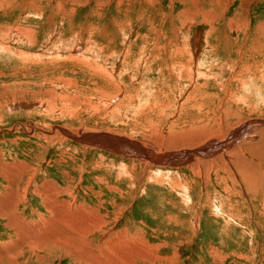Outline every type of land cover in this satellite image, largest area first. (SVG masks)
<instances>
[{
    "label": "rangeland",
    "instance_id": "obj_1",
    "mask_svg": "<svg viewBox=\"0 0 264 264\" xmlns=\"http://www.w3.org/2000/svg\"><path fill=\"white\" fill-rule=\"evenodd\" d=\"M214 3L0 0V264H88L29 241L69 230L49 224L73 209L108 222L96 249L119 237L171 264H264V174L243 181L264 168V0ZM199 147L230 155L183 158Z\"/></svg>",
    "mask_w": 264,
    "mask_h": 264
},
{
    "label": "bare ground",
    "instance_id": "obj_2",
    "mask_svg": "<svg viewBox=\"0 0 264 264\" xmlns=\"http://www.w3.org/2000/svg\"><path fill=\"white\" fill-rule=\"evenodd\" d=\"M215 1V0H214ZM214 1L213 0H209V2H210V4L212 3L213 5L215 4L214 3ZM197 2V1H196ZM205 2H208V0H205ZM198 3V2H197ZM120 4V3H119ZM217 4V3H216ZM205 10V9H204ZM24 34V33H23ZM187 47V46H186ZM99 49V48H98ZM191 50V49H190ZM187 52V51H186ZM191 52V51H190ZM188 53V52H187ZM189 54V53H188ZM187 55V54H186ZM189 57V56H188ZM196 121H198V120H200L201 118H202V114H201V118H198V116L196 115ZM203 119H205L204 117H203ZM257 121H262V120H257ZM234 126H236V124H229L226 128L225 127H222L216 134H215V136L216 135H219V134H222V133H224V132H226V130H228V129H230V128H233ZM264 127V126H263ZM244 128V127H243ZM261 129V128H260ZM243 130V129H242ZM261 130H264V129H261ZM241 132V130L239 131V132H236V130H235V132L232 134V135H229L227 138L229 139H231V140H233V138L234 137H236L239 133ZM62 133V132H61ZM180 134V133H179ZM185 134V133H184ZM70 135V134H69ZM181 135V134H180ZM186 135V134H185ZM201 135H203V134H201ZM200 135V136H201ZM240 135V134H239ZM182 136V135H181ZM180 136V137H181ZM199 136V137H200ZM66 137V136H65ZM201 138H202V136H201ZM201 138H199V139H196V140H193V141H191V142H199V143H197L195 146L197 147V146H202L203 144H206L208 141H210V140H208V141H206V140H204V141H202L201 140ZM211 138V137H210ZM71 139V138H70ZM209 139V138H208ZM227 139V140H228ZM102 140H103V138H102ZM228 141V142H232V141ZM251 140V137L250 136H248L247 138H246V140L245 141H250ZM78 141V140H77ZM206 141V142H205ZM264 141V140H263ZM205 142V143H204ZM215 142V141H214ZM227 142V143H228ZM235 142V139H234V141L232 142V143H234ZM169 143V142H168ZM210 143H212V142H210ZM220 143V142H219ZM226 143V142H225ZM264 142H261V145H264L263 144ZM124 144V143H123ZM224 144V143H223ZM231 144V143H230ZM229 144V145H230ZM241 143H239V144H237V145H235L234 147H236V149H235V151L234 152H232V154H238L237 156H239L240 154H243L244 152H246L247 151V148H244V147H242V146H239ZM111 145H112V143H111ZM115 145V144H114ZM224 145H226V144H224ZM207 146V145H206ZM210 146V145H209ZM104 147V146H103ZM111 147H113V146H111ZM117 147V146H116ZM121 147V146H120ZM126 147H127V145H126ZM130 147V146H129ZM132 147V146H131ZM224 147V146H223ZM230 147H233V145L231 146L230 145ZM119 148V147H118ZM123 148H125V147H123ZM133 148V147H132ZM131 148V149H132ZM128 149V148H127ZM131 149H129V150H131ZM213 149V148H212ZM144 150V149H143ZM199 151H200V147H199V149H198ZM197 150V151H198ZM202 150V149H201ZM200 152H203V150L202 151H200ZM200 152H195V149L194 150H192V151H182V154L184 153V156H183V158L184 157H193V159H197V157L199 158V159H204L205 161H210L211 159L213 160V159H221V158H223V159H225V158H227L228 156H226V155H222V156H219V154L218 153H220V152H218V153H216V152H213V153H209V151H208V153H207V151H205L204 150V152H206L205 153V155H209V154H211L210 156H209V158H205L203 155H204V152L202 153L203 155H201V154H199ZM211 152H212V150H211ZM223 152V151H222ZM216 153V154H215ZM225 153V152H224ZM143 154H144V151H141L140 149H139V152H138V158L140 159V160H142L144 157H146L145 155L143 156ZM148 154V153H147ZM179 154V153H178ZM182 154H181V156H182ZM166 155H168V154H166ZM207 155V156H208ZM255 155H257V157L259 158V159H262L263 157H264V152H260V153H258V154H255ZM143 156V157H142ZM153 157H155L154 155H152ZM206 156V157H207ZM244 156V155H243ZM242 156V157H243ZM241 157V156H240ZM188 158V159H189ZM156 159V158H155ZM158 159V158H157ZM171 159V158H170ZM187 159V158H186ZM186 159H185V161H186ZM252 159V158H251ZM149 160V161H148ZM164 160V159H163ZM239 160V159H238ZM185 161L184 162H182L184 165L186 164V163H188V162H186L185 163ZM218 161V160H217ZM244 161H246V160H244ZM252 161V162H251ZM251 161H249L248 163V165H250V173L248 174L247 173V178L246 177H244L243 176V181L245 180H247L246 182H247V184L249 183L250 184V186L251 187H253V189H255V188H258L259 186H260V184H259V180H258V178H257V174H264V168L263 167H261L259 164H257L255 161H253V160H251ZM177 162H178V160H177ZM147 163L149 164L148 166H150L151 167V165L154 163V162H151V160L149 159V158H147ZM179 163V162H178ZM210 163H212V161L210 162ZM216 163V162H215ZM182 164V165H183ZM199 164V163H198ZM204 164V163H203ZM188 165V164H187ZM200 165V164H199ZM198 165V166H199ZM157 166V165H156ZM204 166V165H203ZM242 166H244V164L242 165ZM195 167V166H194ZM190 168V167H189ZM196 168H197V166H196ZM239 168V167H238ZM246 168V167H245ZM193 169V168H192ZM198 169V168H197ZM233 169V168H232ZM244 169V168H243ZM242 169V170H243ZM248 169V168H247ZM196 170V169H195ZM199 170V169H198ZM202 170V169H201ZM191 171H193V170H191ZM200 171V170H199ZM244 171V170H243ZM198 172V171H197ZM196 172V173H197ZM201 172V171H200ZM203 172V171H202ZM229 172V171H228ZM238 172H239V169H238ZM195 173V172H194ZM194 173H192V174H194ZM199 173V172H198ZM231 173H233V172H231ZM231 173H228V174H231ZM240 175L239 176H241V169H240ZM238 173V174H239ZM243 174H246V172L245 173H243ZM195 175V174H194ZM246 176V175H245ZM230 177V176H229ZM165 178V177H164ZM244 181V182H245ZM14 182V181H13ZM175 182V181H174ZM245 182V183H246ZM12 183V182H11ZM30 183V182H29ZM244 183V184H245ZM13 184V183H12ZM248 184V185H249ZM246 185V184H245ZM263 187H264V185H262ZM181 187V186H180ZM249 188V187H248ZM247 188V189H248ZM189 189V188H188ZM250 190H252L251 188H249ZM37 191V190H36ZM261 192V191H260ZM259 192V193H260ZM37 193H39L38 191H37ZM249 193H250V191H249ZM35 194V193H34ZM53 194V193H52ZM58 194V193H57ZM61 194V193H60ZM60 194H58L59 196H60ZM39 195V194H38ZM49 195H50V193H49ZM48 195V196H49ZM45 196V195H44ZM55 196V195H54ZM40 197V196H39ZM259 197V196H258ZM44 198V197H43ZM58 198V197H57ZM251 198V197H250ZM47 199V198H46ZM52 199V198H51ZM41 200V199H40ZM56 200V199H55ZM50 201V200H49ZM52 201V200H51ZM45 202V201H44ZM58 202V201H57ZM263 202V201H262ZM43 203V202H42ZM46 203V202H45ZM60 203V202H59ZM51 204V203H50ZM56 204V203H55ZM54 204V205H55ZM62 204V203H61ZM52 205V204H51ZM261 205H263V204H261ZM53 206V205H52ZM51 206V207H52ZM62 206V205H61ZM63 207V206H62ZM61 207V208H62ZM60 208V207H59ZM50 210L51 208L48 206V208H47V210ZM65 209V208H64ZM77 209V208H76ZM81 210H84V209H81ZM80 210V211H81ZM87 210V209H86ZM54 211H56V210H54V209H51V212H54ZM57 212V214L56 215H54L53 217V219L51 220V222H50V226H49V229H50V227L53 229L55 226H57V224L58 223H63L64 225H66L67 227H68V229L69 230H65L64 232H61L60 233V231H62V230H57L56 231V233L59 231V233L58 234H54L55 232H53L52 234H50L51 235V237H49L46 233H45V235H43L42 237H39L40 239H38L37 237V239L38 240H36L35 239V241L33 242V238H31V236L32 235H34V233L29 237V236H27L29 239L31 238V240H29V241H32L31 243H32V249L33 250H35V251H41V250H43V248L45 247V245L47 244L48 246H51V247H56V248H59L60 250L62 249L63 250V252H65V254H66V256H69V255H71V254H73V253H75V257H72V256H69V257H71V258H74V259H77L76 257H78V258H81V256H83V258H84V254H82V253H80V250H82V249H87V252L89 253V256L91 257V259H86V263H88V264H121V261L123 262V264H128V261L130 262L132 259V263L131 264H157V262L159 263V264H169L170 263V260L172 259V258H169V257H167L166 255H156L155 256V254L153 255L152 253L150 254L149 252H150V250L152 249V250H154L153 248H154V246L151 244V245H149V246H147V243H144V248L146 249V250H148L149 252H147V256H144V252H145V250H143V249H139V248H137V247H134V246H130V245H128L127 243H122V241H120L121 239L119 238V237H116L117 239H114V238H110V239H108L106 242H104L103 243V245H100L99 247H101V248H99V247H97V249H98V251L101 253V257H99L98 259H99V261H95L94 259H96L97 257L94 255V249H96L95 248V246L93 245V238H94V236L95 237H97V236H99V235H101V234H103L106 230H107V228H108V222L106 221H102V216H99L98 215V217H97V215H96V219L94 218V216L95 215H93V219L90 217L89 219H91L90 221H89V219L87 218L86 220L88 221H85V220H83L84 222H80L79 221V219H81V218H83L84 219V215L83 214H78V212H76L75 211V209H73V210H69V211H65V212H63V213H61V212H58V211H56ZM50 213V212H49ZM84 213H85V210H84ZM87 213V212H86ZM51 214V213H50ZM93 214H95V212H93ZM98 214V213H97ZM42 215V214H41ZM87 215V214H86ZM101 215V214H100ZM1 216H3V214H1L0 213V217ZM90 216V215H89ZM46 218V217H45ZM51 219V218H50ZM76 220L77 222H74L73 220ZM15 220V219H14ZM25 220V219H24ZM23 220V221H24ZM42 220V219H41ZM47 220H49V219H47ZM46 220V221H47ZM104 220V219H103ZM22 221V222H23ZM14 222V221H13ZM32 222V221H31ZM47 222H49V221H47ZM27 223V222H26ZM45 223V222H44ZM110 223V222H109ZM17 224V223H16ZM15 224V225H16ZM20 224V223H19ZM28 224V223H27ZM21 225V224H20ZM23 225V224H22ZM31 225V224H30ZM38 225V224H37ZM41 224H39V226H40ZM59 225H61V224H59ZM58 225V226H59ZM17 226V225H16ZM24 227H25V224L23 225ZM29 226V225H28ZM44 226V225H43ZM30 227V226H29ZM45 227V226H44ZM37 228V227H36ZM48 228V227H47ZM57 228H59V227H57ZM32 230L34 229V228H31ZM31 229H30V231H31ZM40 229V228H39ZM39 229H38V231H36L35 230V233H39ZM117 229V228H116ZM17 230H19L18 229V227H17ZM21 230V229H20ZM28 229H26V231H27ZM51 230V229H50ZM16 231V230H15ZM29 231V230H28ZM41 231V230H40ZM123 231V230H122ZM141 231V230H140ZM21 232H23V234L22 235H24V236H26L25 234H24V231H21ZM20 232V233H21ZM32 232V231H31ZM34 232V231H33ZM42 232V231H41ZM50 232V231H49ZM121 232V231H120ZM51 233V232H50ZM118 234H119V232H117ZM137 233V232H136ZM16 234H18V233H16ZM97 234H99V235H97ZM123 234V233H122ZM19 235V234H18ZM29 235V234H28ZM73 235H76L77 236V239H75L74 237H73ZM135 235V234H134ZM137 235V234H136ZM139 235V234H138ZM21 236V235H20ZM55 236V239L53 238ZM102 236V235H101ZM125 236V235H124ZM129 236V235H128ZM139 236H141V235H139ZM26 237V238H27ZM113 237V236H112ZM120 237H121V235H120ZM132 237V236H131ZM135 237V236H134ZM133 237V238H134ZM143 237V236H142ZM20 238V237H19ZM22 238H25V237H23L22 236ZM125 238V237H124ZM123 238V239H124ZM33 239V240H32ZM90 239H92V240H90ZM136 239H137V237H136ZM136 239H134V240H136ZM141 239V238H140ZM27 240V241H28ZM125 241L127 240V239H124ZM130 240H132V239H130ZM129 240V238H128V241H130ZM139 240V239H138ZM145 240V239H144ZM26 241V242H27ZM27 242L29 245H31L30 244V242ZM124 241V242H125ZM133 241V240H132ZM140 242H141V240H139ZM143 241V240H142ZM21 244H23V243H25V241H23V243L21 242V241H19ZM18 242V243H19ZM127 242V241H126ZM131 242V241H130ZM127 244V245H126ZM131 244V243H130ZM163 244H165V243H163ZM163 244H161V245H163ZM18 245H20V244H18ZM24 245V244H23ZM29 245H26V246H29ZM136 246V245H135ZM166 247H168V245H165ZM164 246V247H165ZM18 247V246H17ZM16 247V248H17ZM142 248H143V246H141ZM156 247V246H155ZM161 247V246H160ZM23 248V247H22ZM31 249V248H30ZM29 249V250H30ZM31 249V250H32ZM96 249V250H97ZM123 249V250H122ZM58 250V249H57ZM95 250V251H96ZM121 250V251H120ZM125 250V251H124ZM12 251V250H11ZM19 251V250H18ZM144 251V252H143ZM156 252H157V250H155ZM7 252V251H6ZM10 252V251H9ZM22 252V251H21ZM71 252V253H70ZM5 253V252H4ZM85 253V252H84ZM99 253V254H100ZM146 253V252H145ZM157 254V253H156ZM6 255H7V253H6ZM9 255V254H8ZM81 255V256H80ZM88 255V254H87ZM96 257V258H93L94 256ZM97 255H98V253H97ZM39 256V255H38ZM99 256V255H98ZM128 256V257H127ZM175 256V255H174ZM7 257H9V256H7ZM82 258V259H83ZM128 258V259H127ZM40 259V258H39ZM119 259H120V262H119ZM79 260V259H78ZM80 262H82V261H80ZM84 262V261H83ZM173 262V261H172ZM171 264V263H170Z\"/></svg>",
    "mask_w": 264,
    "mask_h": 264
}]
</instances>
